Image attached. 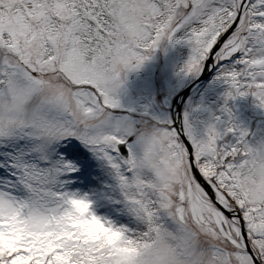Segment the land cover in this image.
Returning <instances> with one entry per match:
<instances>
[{"label": "rangeland", "instance_id": "374dc122", "mask_svg": "<svg viewBox=\"0 0 264 264\" xmlns=\"http://www.w3.org/2000/svg\"><path fill=\"white\" fill-rule=\"evenodd\" d=\"M117 1L0 0V264H253L171 119L243 0ZM219 63L183 126L264 264V0Z\"/></svg>", "mask_w": 264, "mask_h": 264}, {"label": "water", "instance_id": "95a60500", "mask_svg": "<svg viewBox=\"0 0 264 264\" xmlns=\"http://www.w3.org/2000/svg\"><path fill=\"white\" fill-rule=\"evenodd\" d=\"M244 7V5H243ZM239 21V18H237V20L235 21V23L233 24V26L230 28V30L224 35V37L220 40V42L218 43V45L214 48V50L211 52V54L209 55L208 57V60H207V63H206V69L203 73V75L200 77V79L197 81L200 82V81H203V80H206L209 76V74L211 73L210 70L208 69V66L210 64H212V60L216 54V52L218 51L220 45L222 44V42L225 40V38L235 29L236 27V24L238 23ZM196 85V84H194ZM193 85V86H194ZM192 87H189L188 89H186L182 95H181V100L179 101V103H183L184 100H185V97L188 95L189 91L191 90ZM178 103V102H177ZM177 108H178V117H177V121H175V126H176V129H177V132L179 133L183 143L185 144L187 150H188V154H189V160H190V164H191V168H192V172H193V175L195 176V178L198 180V182L201 184V186L204 188V190L206 191V193L208 194V196L210 197V199L214 202V204L223 212V214H225L229 219H232L233 218V213L226 210L224 207H222L216 200H215V197L213 195V192L212 190L210 189V187L201 179V177L199 176V174L197 173L196 169H195V165H194V161H193V157H192V149L188 143V141L186 140V137L183 135L182 133V127H181V118H180V114H179V110H180V105L178 104L177 105ZM241 235H242V238L244 240V243H245V246H246V250L247 252L249 253V255L251 256V258L253 259L254 263L255 264H258L256 258L254 257L251 249L249 248L247 242H246V238H245V233H244V230L243 228H241Z\"/></svg>", "mask_w": 264, "mask_h": 264}, {"label": "bare ground", "instance_id": "6f19581e", "mask_svg": "<svg viewBox=\"0 0 264 264\" xmlns=\"http://www.w3.org/2000/svg\"><path fill=\"white\" fill-rule=\"evenodd\" d=\"M117 3H118V1L116 0V4ZM102 214L108 218L111 216H114L116 218L120 217V213L118 211H116V209H114L113 205H111V204H109L106 208L103 209Z\"/></svg>", "mask_w": 264, "mask_h": 264}]
</instances>
